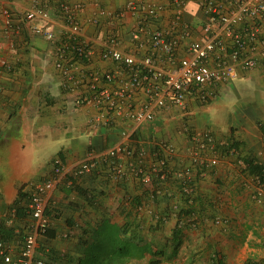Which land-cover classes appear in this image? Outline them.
<instances>
[{
	"label": "built area",
	"instance_id": "1",
	"mask_svg": "<svg viewBox=\"0 0 264 264\" xmlns=\"http://www.w3.org/2000/svg\"><path fill=\"white\" fill-rule=\"evenodd\" d=\"M164 1L166 4L156 0H127L124 5V12L134 19L130 41L141 48V40L146 36L150 54L141 58L121 51L116 29L107 33L95 31L87 39L78 19L83 9L80 3L59 1L55 5L57 20L63 26L59 37L45 26L30 28L33 35L51 47L49 54L55 76L74 96V105L93 109L89 120L92 129L100 125L111 127L118 121L128 128L120 133L117 143L104 153H90L71 173L56 159L50 174L33 180L23 199L8 207L0 205V228L13 229L16 225L15 238L6 240L0 235V264H47L39 249L41 238L50 229L47 211L55 214L57 210L54 202H50L51 192L61 185L71 187L74 179L98 171L102 165L111 179L131 176L143 186L156 184V198L170 200L169 212L154 213L148 208L146 211L159 225L172 216L175 227L181 230L197 227L195 213L187 218L182 212H187L199 181L212 168L224 159H234L246 167L239 149L230 143L217 144L209 130L194 131L187 126L182 129L189 142L184 158L178 147L166 140L152 142L150 147L130 144L131 137L142 125L167 113L186 114L191 104L206 106L223 87L264 66V0ZM189 4L194 9L187 12L197 19L194 22L183 20ZM50 7L47 0H31L26 10L18 13L0 1V31L6 38L0 50L13 51L17 46L14 38L32 21L53 20ZM169 9L172 19L168 26L150 32L159 15ZM122 14L116 13L115 18H121ZM90 22L99 27L96 16ZM179 49L184 51L180 57L177 56ZM95 58L105 65L103 69L89 67ZM159 59L163 63L158 64ZM20 74L18 61L7 55L0 56V77L15 79ZM2 92L0 87V99ZM138 92L144 100L139 101ZM118 159L124 162L120 164ZM176 161L183 166L174 167ZM169 183L176 184L180 199L172 194ZM252 184L255 195L264 194V183L257 176L253 177ZM143 209L144 205L136 207L137 211ZM212 223L221 226L227 221L217 216ZM59 237L67 239L68 235ZM42 248L49 252L46 247ZM254 264H264V260Z\"/></svg>",
	"mask_w": 264,
	"mask_h": 264
},
{
	"label": "crops",
	"instance_id": "2",
	"mask_svg": "<svg viewBox=\"0 0 264 264\" xmlns=\"http://www.w3.org/2000/svg\"><path fill=\"white\" fill-rule=\"evenodd\" d=\"M0 1L21 13L29 7L31 0ZM47 1L53 20L47 23L32 21L23 28L20 36L14 38L17 46L13 51L0 50V56L7 55L18 61L22 73L15 79L0 77V87L3 88L0 99L2 207L11 205L18 191L24 193L31 181L47 177L56 159L61 160L71 173L90 153H104L117 143L121 138L120 133L128 128L127 124L118 121L111 127L100 125L92 129L89 120L93 109L74 105V96L60 85L55 76L49 54L51 47L33 35L30 28L45 26L59 37L63 26L57 20L55 5L59 1L80 3L83 9L78 19L87 39H91L95 31L107 33L116 29L122 52L136 58L150 54L146 36L141 40V48L130 41L134 19L124 12L127 0ZM156 2L165 3L164 0ZM187 9L190 12L194 7L192 4L186 6L183 20H197L190 16ZM121 12V18H115L116 13ZM95 16L100 21L98 28L90 22ZM171 19V10H165L149 31L166 28ZM5 40L0 31V44ZM96 49L99 50L97 45ZM177 53L180 57L184 51L179 49ZM157 63H163L162 59L157 60ZM104 66L95 58L89 67L103 69ZM239 80L235 83L237 86L253 87L256 91L254 94L262 96L251 104L238 105L230 118L227 116L220 124L203 123L199 119L194 121L196 130L204 126L209 128L217 144H235L246 167L238 165L234 159H224L199 181L193 204L197 227L179 231L180 237H187V264H215L213 254L216 253L221 256V261L216 264H244L249 259L264 260V194H254L252 182L256 176L249 172L246 163L252 161L264 169V66L245 73ZM138 98L139 101L144 100L141 92H138ZM191 105L195 109V105ZM176 113L180 112L164 115ZM164 115L142 125L131 137L130 144L150 147L152 142L166 140L176 145L184 158L189 142L182 130H176V122L169 123ZM117 162L121 164L124 160L118 159ZM176 163L174 167L183 166ZM104 168L105 165H102L100 170L74 179L71 187L61 185L50 194V202H54L57 210L55 215L53 212L49 215V233L52 235L41 238V242L48 251L66 253L70 262L62 261L59 264L79 262L91 243L97 224L103 220L120 227L125 225L127 231L124 238L150 247L152 252L159 249L155 248L156 239L166 238L170 243L169 238L173 237L176 222L172 216L159 226L146 211L148 208L154 213L169 212L170 200L156 198L154 191L157 185L143 186L131 176L111 179L104 173ZM167 185L175 198L180 199L176 184ZM138 205H144V209L137 211ZM217 216L225 219L227 224L214 225L212 220ZM61 234H67L68 238L59 237Z\"/></svg>",
	"mask_w": 264,
	"mask_h": 264
},
{
	"label": "rangeland",
	"instance_id": "3",
	"mask_svg": "<svg viewBox=\"0 0 264 264\" xmlns=\"http://www.w3.org/2000/svg\"><path fill=\"white\" fill-rule=\"evenodd\" d=\"M239 81L241 80H236L233 82L234 84L230 83L223 87V89L217 94V96L212 101L208 103V105L202 107L195 106V109L198 112L194 111L195 109L190 106L186 114L176 113L164 116L166 120L170 121L169 123L176 122V125H178L176 127V130H182L185 126H187V129L195 131L196 129L193 125L194 121H197L198 119L201 120L203 123L220 124L226 120L227 116H229L230 118L231 113H234L233 111H236L235 109H237L238 105L251 104L260 96H262V94L259 93L255 95L254 93H256V91H254L253 87H247L243 85L237 86L235 83ZM200 130L211 131L206 126H204L202 129H199L198 131ZM169 240L170 243L167 241L166 238H164V240L162 239V237L156 239L157 245L155 246V248H159L157 251L152 252L150 247H147V250H145L144 253H137V258L133 259L132 261L126 264H187V237H179L178 240H173L172 238H169ZM158 243L163 245L159 247L160 244ZM213 255L215 264L221 261L220 255L218 256L217 253ZM232 255L235 256L236 254L232 253ZM84 256L85 253L83 254V257ZM76 264H78V262H76Z\"/></svg>",
	"mask_w": 264,
	"mask_h": 264
},
{
	"label": "trees",
	"instance_id": "4",
	"mask_svg": "<svg viewBox=\"0 0 264 264\" xmlns=\"http://www.w3.org/2000/svg\"><path fill=\"white\" fill-rule=\"evenodd\" d=\"M233 146L236 147L235 144L232 143ZM247 169L249 172L255 174L263 183H264V169L258 165H254L252 161H247ZM25 196L21 190L17 193V198L14 202L23 199ZM195 197L193 198V203L187 205V212L183 211L182 214H187V218L192 214L195 213L193 211ZM51 211H47V214L50 215ZM54 214V213H53ZM55 215V214H54ZM18 216H22V211H18ZM182 216V215H180ZM180 218V217H179ZM160 226V225H159ZM95 234L91 240L90 245L86 248L85 256L82 257L78 264H126L133 259H136L137 253H144L147 250L146 246L139 245L140 243L135 242L133 239H125L124 234L126 233L127 229L126 226L123 225L122 227L118 226L115 223H111L109 220H103L97 224L95 229ZM175 227L173 231V240H178L179 231ZM50 233L49 231L46 233L45 236H48ZM0 235L5 238L6 240L15 238V234L13 229L7 228H0ZM52 234H50L51 236ZM39 252L47 259V264H59L62 261H69V257H66V253H57V252H45L42 248L43 243H40ZM70 262V261H69ZM255 262H262V261H255V260H247L245 264H254Z\"/></svg>",
	"mask_w": 264,
	"mask_h": 264
}]
</instances>
